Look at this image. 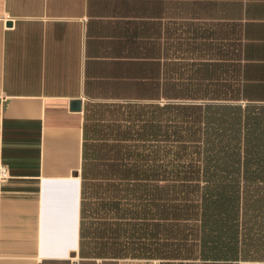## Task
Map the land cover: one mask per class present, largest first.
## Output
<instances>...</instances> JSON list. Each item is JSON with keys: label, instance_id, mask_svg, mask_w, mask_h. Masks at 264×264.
<instances>
[{"label": "crops", "instance_id": "1", "mask_svg": "<svg viewBox=\"0 0 264 264\" xmlns=\"http://www.w3.org/2000/svg\"><path fill=\"white\" fill-rule=\"evenodd\" d=\"M187 42L237 45L264 101V0H0V264H149L78 254L83 107L153 93Z\"/></svg>", "mask_w": 264, "mask_h": 264}, {"label": "trees", "instance_id": "2", "mask_svg": "<svg viewBox=\"0 0 264 264\" xmlns=\"http://www.w3.org/2000/svg\"><path fill=\"white\" fill-rule=\"evenodd\" d=\"M235 47L224 64L187 42L153 93L85 103L81 257L264 260V101L244 97Z\"/></svg>", "mask_w": 264, "mask_h": 264}, {"label": "built area", "instance_id": "3", "mask_svg": "<svg viewBox=\"0 0 264 264\" xmlns=\"http://www.w3.org/2000/svg\"><path fill=\"white\" fill-rule=\"evenodd\" d=\"M9 173L8 170L6 168V166L4 164L0 163V183L6 181L9 178ZM78 259L75 258L71 261L70 264H77ZM253 264H264V261H259V262H253Z\"/></svg>", "mask_w": 264, "mask_h": 264}, {"label": "water", "instance_id": "4", "mask_svg": "<svg viewBox=\"0 0 264 264\" xmlns=\"http://www.w3.org/2000/svg\"><path fill=\"white\" fill-rule=\"evenodd\" d=\"M6 25H10V21H7ZM69 106L71 109H78L80 106V100L79 99H72L69 103Z\"/></svg>", "mask_w": 264, "mask_h": 264}, {"label": "rangeland", "instance_id": "5", "mask_svg": "<svg viewBox=\"0 0 264 264\" xmlns=\"http://www.w3.org/2000/svg\"><path fill=\"white\" fill-rule=\"evenodd\" d=\"M245 262H249L250 264H253V262H259V261H245ZM125 264H132V263L125 262ZM149 264H154V263L150 261ZM240 264H241V262H240Z\"/></svg>", "mask_w": 264, "mask_h": 264}]
</instances>
